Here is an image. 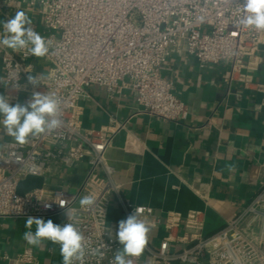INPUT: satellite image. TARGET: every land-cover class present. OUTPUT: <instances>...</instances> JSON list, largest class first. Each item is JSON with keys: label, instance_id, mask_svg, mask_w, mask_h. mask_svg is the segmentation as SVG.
Here are the masks:
<instances>
[{"label": "built area", "instance_id": "2783aa9c", "mask_svg": "<svg viewBox=\"0 0 264 264\" xmlns=\"http://www.w3.org/2000/svg\"><path fill=\"white\" fill-rule=\"evenodd\" d=\"M29 1L40 15L42 37L48 42L49 53L44 58L49 73L33 88L26 77L33 72L34 56L28 49L14 52L0 46L3 94L13 104L26 102L33 91L55 94L62 126L30 137L25 145L15 141L0 144V220L58 217L63 225L67 223L65 210L76 209L77 227L87 245L84 264H113L122 246L116 240L118 223L107 220L111 195H117L126 218L138 210L143 219L152 216L154 209L134 205L121 195L122 186L114 179L116 170L106 157L126 122L114 119L98 130L82 125V102L88 98V89L104 87L113 96L127 88L136 93L144 113L164 121L186 119L187 105L174 94V82L162 75L171 53L184 50L201 66L229 63L227 84L237 80L249 86L262 61L258 52L264 31L237 27L243 15L241 0ZM17 11V0H0L4 21ZM32 27L36 31V25ZM3 35L2 27L0 38ZM80 164L87 165V173L77 189L49 188L47 178L53 170H72ZM30 175L43 176L45 185L20 196L18 185ZM84 195L95 198L90 208H80ZM45 204L51 207L45 208ZM181 223L189 231L203 230L200 212L192 211L186 217L169 214V235L157 250L149 244L144 250L151 255L150 264H264V185L213 235L194 232L174 237L173 230ZM174 241L183 244L181 250L173 251ZM95 249L99 252L94 255ZM140 257L129 259L138 264ZM16 260L36 263L31 249L18 254Z\"/></svg>", "mask_w": 264, "mask_h": 264}, {"label": "crops", "instance_id": "0c3cea01", "mask_svg": "<svg viewBox=\"0 0 264 264\" xmlns=\"http://www.w3.org/2000/svg\"><path fill=\"white\" fill-rule=\"evenodd\" d=\"M17 7L29 16L42 36L40 15L30 1L17 0ZM2 21L4 17L0 16ZM258 53L262 61L252 73V84L246 86L236 80L229 86V63L201 66L186 51H173L162 75L174 82V94L189 109L188 118L178 121H164L144 113L136 93L130 89L113 96L104 87L88 89V98L82 102L85 128L98 130L114 119L126 122L106 157L116 170L114 179L122 186L121 195L134 205L154 209L152 216L143 217L155 226L148 241L151 249L157 250L169 235V214L186 217L197 211L203 221L202 231H189L181 223L173 230L174 237L194 232L210 236L223 229L264 185V43ZM32 63L31 74L48 75L50 65L44 57H34ZM4 85L0 61V94ZM4 141L14 139L0 125V144ZM86 173V164L72 170H53L47 178L49 188L75 190ZM47 219L60 224L58 217ZM123 219L126 215L119 199L112 194L107 220L118 223ZM26 220H0V264H28L16 260L25 249L33 251L34 264H63L59 245L45 240L31 246L24 241ZM255 233L260 234L259 228ZM172 247L179 251L183 244L174 241ZM151 260L145 251L138 264H150Z\"/></svg>", "mask_w": 264, "mask_h": 264}, {"label": "clouds", "instance_id": "9594fccd", "mask_svg": "<svg viewBox=\"0 0 264 264\" xmlns=\"http://www.w3.org/2000/svg\"><path fill=\"white\" fill-rule=\"evenodd\" d=\"M243 15L237 21V27L264 31V0H241ZM2 23L4 35L0 38V46L19 52H28L37 58L45 57L49 53L48 42L32 27V20L24 11H17L15 15ZM43 74H29L27 84L37 88L43 83ZM17 87L21 85L17 84ZM60 102L55 94H45L33 91L31 97L24 103H10L4 94H0V125L6 135L12 137L19 145H25L30 137L48 134L62 126L59 119ZM60 206L64 207L61 201ZM95 204V198L84 195L79 200L80 208H90ZM50 208V204H45ZM138 211V210H137ZM134 211L126 219L118 222L116 240L122 248H118L113 264H133L129 257H139L144 252L155 226L140 219ZM67 223H54L52 219L29 216L26 220L24 241L31 246H38L47 240L59 245L63 264H84L87 252L85 237L77 227L76 209H66ZM35 227V231L32 229ZM99 252L95 249L93 254Z\"/></svg>", "mask_w": 264, "mask_h": 264}, {"label": "water", "instance_id": "95a60500", "mask_svg": "<svg viewBox=\"0 0 264 264\" xmlns=\"http://www.w3.org/2000/svg\"><path fill=\"white\" fill-rule=\"evenodd\" d=\"M44 185H45V178L43 176L30 175L19 183L17 188V193L20 196H23L32 190L42 189Z\"/></svg>", "mask_w": 264, "mask_h": 264}, {"label": "rangeland", "instance_id": "374dc122", "mask_svg": "<svg viewBox=\"0 0 264 264\" xmlns=\"http://www.w3.org/2000/svg\"><path fill=\"white\" fill-rule=\"evenodd\" d=\"M203 30H204L205 32H209V28H208V27H205Z\"/></svg>", "mask_w": 264, "mask_h": 264}]
</instances>
